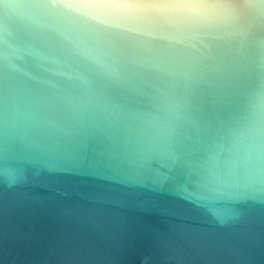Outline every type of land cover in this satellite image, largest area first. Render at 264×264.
<instances>
[{
	"label": "water",
	"instance_id": "water-1",
	"mask_svg": "<svg viewBox=\"0 0 264 264\" xmlns=\"http://www.w3.org/2000/svg\"><path fill=\"white\" fill-rule=\"evenodd\" d=\"M5 2L59 22L0 6V264H264V0L194 57L113 0Z\"/></svg>",
	"mask_w": 264,
	"mask_h": 264
},
{
	"label": "clouds",
	"instance_id": "clouds-1",
	"mask_svg": "<svg viewBox=\"0 0 264 264\" xmlns=\"http://www.w3.org/2000/svg\"><path fill=\"white\" fill-rule=\"evenodd\" d=\"M113 3L130 13L152 21L169 46L163 52L170 57H194L204 46L205 40L231 23L233 17V0H113ZM0 6L6 20L36 17L33 27L45 28L59 22L44 4L0 0ZM30 31L29 25L21 27L14 51H23L25 38ZM65 42L64 51L67 60L88 61L84 65L86 71H93L97 66L107 69L105 54L88 42L85 29H73L65 37ZM4 46V58L7 60V49L10 45L6 38Z\"/></svg>",
	"mask_w": 264,
	"mask_h": 264
}]
</instances>
